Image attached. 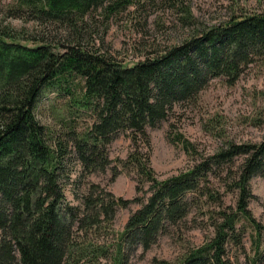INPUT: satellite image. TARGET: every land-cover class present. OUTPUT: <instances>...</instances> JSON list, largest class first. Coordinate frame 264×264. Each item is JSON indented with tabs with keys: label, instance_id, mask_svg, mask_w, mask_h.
Wrapping results in <instances>:
<instances>
[{
	"label": "trees",
	"instance_id": "trees-1",
	"mask_svg": "<svg viewBox=\"0 0 264 264\" xmlns=\"http://www.w3.org/2000/svg\"><path fill=\"white\" fill-rule=\"evenodd\" d=\"M135 2L15 0L11 18L34 25L0 20V264H126L128 251H147L170 227L190 221L206 223L213 235L165 264H264V224L250 208L251 181L264 176V137L231 141L160 179L151 164L150 133L175 106L197 97L208 77L226 72L236 78L264 55V13L233 16L179 46L144 51L137 61L95 50L87 18L100 9L110 17ZM53 29L62 34L53 36ZM47 84L72 95L91 114L90 126L66 125L53 135L36 113ZM121 133L133 147L121 163L144 196L136 197L140 207L110 243L119 208L133 201L93 175L110 167L109 146ZM213 178L221 179L219 187ZM230 191L237 192L235 204L225 200ZM246 234L254 252L235 262L230 251L246 248Z\"/></svg>",
	"mask_w": 264,
	"mask_h": 264
},
{
	"label": "rangeland",
	"instance_id": "rangeland-1",
	"mask_svg": "<svg viewBox=\"0 0 264 264\" xmlns=\"http://www.w3.org/2000/svg\"><path fill=\"white\" fill-rule=\"evenodd\" d=\"M14 1L0 0V20L16 27L34 25L25 22V18H11L8 8ZM185 10H190V15H187L190 17H184ZM255 13H264V0H136L125 11L109 18L100 9L87 18V30L93 34L95 50L107 53L116 61L128 62L143 58V52L149 49L179 46L203 30L221 26L233 16ZM58 33L62 34L57 29L52 30L53 36L59 37ZM217 75L229 74L221 72ZM55 83L60 86L58 81ZM199 89L197 97L190 102L179 103L159 127L150 129L151 164L160 179L188 169L195 159L215 153L231 141L256 143L264 137V55L255 56L244 65L236 78L233 75L210 76ZM71 97L56 90L53 84H47L40 92L36 103L37 117L55 132L53 135L64 131L66 125L83 130L91 124V114L73 102ZM178 136L181 138H175ZM109 148L110 167L105 173L93 175V178L116 196L133 201L118 210L113 225L115 230L110 231L111 237H108L113 243L112 239L119 238L118 232L122 233L130 213L140 207L138 202H134L138 200L136 197H143L144 193L137 191L136 176L121 163L133 149L131 139L121 133ZM228 173L225 170L224 176ZM212 183L219 187L221 179L213 178ZM251 190V211L264 224V176L257 175L252 179ZM68 198L74 201L70 192ZM236 198L237 192L225 193L228 204H235ZM192 217L199 218V221L201 215L195 212ZM212 235L213 228L206 223L197 225L190 221L187 226L170 227L149 250L128 251L126 255L130 258L126 264L173 262L183 251L200 246L206 237ZM245 247L242 250L231 249L234 260L239 259L235 262L245 261L246 256L254 252L248 234Z\"/></svg>",
	"mask_w": 264,
	"mask_h": 264
},
{
	"label": "bare ground",
	"instance_id": "bare-ground-1",
	"mask_svg": "<svg viewBox=\"0 0 264 264\" xmlns=\"http://www.w3.org/2000/svg\"><path fill=\"white\" fill-rule=\"evenodd\" d=\"M20 6V5H19ZM36 9V8H35ZM46 13V12H45ZM48 18V17H47ZM109 18V17H108ZM53 22V21H52ZM14 31V30H13ZM78 34V33H77ZM102 55V54H101ZM125 64V63H124ZM133 66V65H132ZM123 68V67H122ZM223 73V72H222ZM227 77V75H226ZM230 77V76H229ZM186 83V82H185ZM122 125V124H121ZM134 128V127H133ZM125 129V128H124ZM48 132V131H47ZM119 133V132H118ZM129 135V134H128ZM102 140V139H101ZM138 142V141H137ZM51 147V146H50ZM54 164V163H53ZM169 225V224H168ZM256 241V240H255ZM227 246V245H226ZM253 249V248H252ZM226 252V251H225Z\"/></svg>",
	"mask_w": 264,
	"mask_h": 264
}]
</instances>
